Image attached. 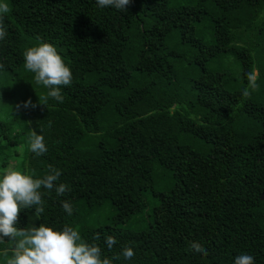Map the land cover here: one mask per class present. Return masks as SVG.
I'll list each match as a JSON object with an SVG mask.
<instances>
[{"label":"trees","instance_id":"trees-1","mask_svg":"<svg viewBox=\"0 0 264 264\" xmlns=\"http://www.w3.org/2000/svg\"><path fill=\"white\" fill-rule=\"evenodd\" d=\"M2 2L0 172L42 178L51 165L70 188L40 189L44 213L21 209L16 227H78L102 258L132 247L131 260L114 264H234L240 254L264 264V0H131L127 11L96 0ZM40 42L72 70L62 103L45 101L49 89L24 66ZM251 72L258 87L244 98ZM29 98L36 106L25 109ZM33 130L43 155L29 150ZM105 202L112 216L91 226Z\"/></svg>","mask_w":264,"mask_h":264},{"label":"clouds","instance_id":"clouds-1","mask_svg":"<svg viewBox=\"0 0 264 264\" xmlns=\"http://www.w3.org/2000/svg\"><path fill=\"white\" fill-rule=\"evenodd\" d=\"M131 0H96L99 7H112L120 11H127ZM10 11L8 3L0 2V41L7 37L3 17ZM25 68L34 73L36 84L49 89L44 100L49 97L57 102H63L61 86L72 83L71 68L58 54L56 47L51 43L40 42L37 46L29 47L24 52ZM0 68L3 64L0 63ZM248 86L242 91V96L248 98L252 91L257 89V74H247ZM29 98L23 108H34ZM21 105H17L19 110ZM50 126V124H49ZM29 150L37 156L47 152L44 136L32 131ZM61 176L60 170L49 165L47 174L42 178H34L14 167H8L0 173V243L12 241L11 248H4L0 254L6 258V264H114L121 256L131 260L134 256L132 247H124L119 254L102 258V249L97 243H87L81 238L78 227L65 225L60 230L41 224L31 228H17L21 209L35 208L36 215L45 211L40 189L51 191L55 189L57 196H63L70 188L64 183L56 184ZM65 212L71 216L73 209L69 201L62 202ZM94 240H100L97 233ZM107 249L111 251L117 243L114 236L105 238ZM192 249L207 256L208 252L199 243L193 242ZM11 252V257H9ZM234 264H255L254 257L249 254L237 255Z\"/></svg>","mask_w":264,"mask_h":264},{"label":"rangeland","instance_id":"rangeland-1","mask_svg":"<svg viewBox=\"0 0 264 264\" xmlns=\"http://www.w3.org/2000/svg\"><path fill=\"white\" fill-rule=\"evenodd\" d=\"M176 1L181 2V3H184V4H187V3H190L192 0H176ZM0 2H2V0H0ZM3 159H4V155L1 154L0 155V162H2ZM10 164L11 165H14L15 164V161H11ZM2 172H0V173H2ZM29 175H31V174H29ZM32 176L34 178H40L39 176H35V175H32ZM41 191L43 193H45V194H50L52 192V190L51 191H48V190H45L43 187L41 188ZM98 212H100V213H99L98 217L96 215V218H95L97 220L94 221V222H92L91 226L97 227V226L103 225L104 223H107L108 222V219L112 216L113 210H112L111 206L109 205V202H105L102 205V207L99 209Z\"/></svg>","mask_w":264,"mask_h":264},{"label":"water","instance_id":"water-1","mask_svg":"<svg viewBox=\"0 0 264 264\" xmlns=\"http://www.w3.org/2000/svg\"><path fill=\"white\" fill-rule=\"evenodd\" d=\"M261 201H264V194L260 197Z\"/></svg>","mask_w":264,"mask_h":264}]
</instances>
